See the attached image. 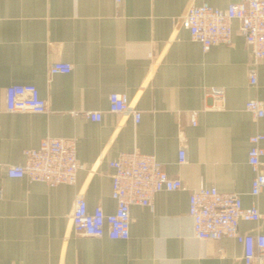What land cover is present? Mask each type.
I'll return each instance as SVG.
<instances>
[{
	"label": "crops",
	"instance_id": "0c3cea01",
	"mask_svg": "<svg viewBox=\"0 0 264 264\" xmlns=\"http://www.w3.org/2000/svg\"><path fill=\"white\" fill-rule=\"evenodd\" d=\"M235 1L0 0V264H246L236 239L195 236L189 194L201 185L240 192L263 214L242 221L241 230L264 232V190L250 193L248 162L250 136L264 133V117L245 108L250 98L264 101V58L251 86L252 57L238 21L231 44L204 51L178 20L191 4ZM54 61L73 68L51 73ZM27 82L38 86L47 112L6 109V87ZM214 86L226 89L220 108H211ZM113 91L128 93L142 111L138 124L109 111ZM97 109L100 121L82 114ZM47 135L77 139L86 168L76 184L8 175L7 166L24 162L23 150ZM181 147L185 163L178 162ZM134 149L154 153L187 188L156 193L154 208L132 205L128 239L74 232L70 213L78 195L90 209L115 211L109 161Z\"/></svg>",
	"mask_w": 264,
	"mask_h": 264
},
{
	"label": "built area",
	"instance_id": "2783aa9c",
	"mask_svg": "<svg viewBox=\"0 0 264 264\" xmlns=\"http://www.w3.org/2000/svg\"><path fill=\"white\" fill-rule=\"evenodd\" d=\"M120 1V0H117ZM183 28L190 32L191 39L208 51L217 44L233 42L234 22L249 46L252 62L249 68V83H258L256 65L264 58V0H239L226 7L203 2L191 4L179 16ZM72 63L54 61L51 73H69ZM209 95L214 99L211 108H220L225 101L226 89L214 86ZM6 109L10 112L48 111V102L34 83H12L6 87ZM256 118L264 117V101L250 98L245 105ZM109 111L133 118L135 124L141 120L142 111L136 107L128 93L113 91L109 95ZM76 114H79L76 112ZM89 119L100 121V109L84 111ZM198 111L190 112L191 122L197 124ZM248 162L254 171L251 194L258 197L264 190V171L261 169L264 157V133L250 136ZM22 163L7 166L10 177L26 178L30 182L40 181L49 186L58 184L74 185L78 173L86 166L77 155V139L47 135L36 147L23 150ZM187 161L185 147L179 150V163ZM113 169L112 197L116 209L107 212L101 205L90 209L86 198L78 195L70 213L74 232L91 237L108 235L112 239H128L131 227V207L138 204L154 208V197L160 191H174L187 188L180 177H173L164 169L163 163L154 153L137 149L122 151L109 161ZM0 189V197H1ZM189 214L193 218L194 233L200 240H218L232 237L244 244L246 264H264V232H243L241 222L259 221L263 214L257 202L246 206L238 191H221L215 185H201L190 189Z\"/></svg>",
	"mask_w": 264,
	"mask_h": 264
}]
</instances>
